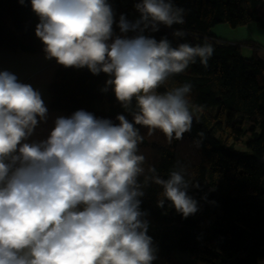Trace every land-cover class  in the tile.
Segmentation results:
<instances>
[{
  "label": "clouds",
  "instance_id": "obj_1",
  "mask_svg": "<svg viewBox=\"0 0 264 264\" xmlns=\"http://www.w3.org/2000/svg\"><path fill=\"white\" fill-rule=\"evenodd\" d=\"M30 5L44 60L105 74L102 91L110 89L132 120L79 109L56 116L43 135L50 113L42 91L0 69V264H153L158 246L142 209L145 189L159 186L157 207L186 219L200 210L189 194L199 184L179 163L167 178L145 168L140 127L169 143L191 132L192 85L158 90L197 60L207 68L214 48L156 38L161 27L187 35L174 28L185 24L186 10L173 0H136L131 20L117 19L110 0Z\"/></svg>",
  "mask_w": 264,
  "mask_h": 264
},
{
  "label": "trees",
  "instance_id": "obj_2",
  "mask_svg": "<svg viewBox=\"0 0 264 264\" xmlns=\"http://www.w3.org/2000/svg\"><path fill=\"white\" fill-rule=\"evenodd\" d=\"M110 2L117 19L120 13L130 20L138 15L133 8L136 0ZM173 2L186 10L185 24L174 28L187 35L183 40L174 38L171 30L161 27L156 38L168 35L174 45L208 43L214 52L207 68L197 60L158 90L192 85L191 132L169 143L159 130L149 133L140 127L143 142L139 152L146 158L145 168L153 165L167 178L179 163L199 184L189 194L199 202L200 210L186 219L167 204L164 209L157 207L159 186L145 189L142 209L149 212L148 234L158 246L153 264H259L264 261V60L256 42L228 41L211 29L219 23L234 28L250 22L262 26L264 0ZM37 23L30 0L24 6L19 0H0V49L43 53L35 36ZM244 45L252 47L250 56L243 55ZM106 78L103 73L93 76L87 69L58 66L47 86L49 107L66 116L84 109L114 121L118 113L132 120L110 89L102 91ZM104 101L106 107H97ZM178 251L188 252L190 261L181 262Z\"/></svg>",
  "mask_w": 264,
  "mask_h": 264
},
{
  "label": "crops",
  "instance_id": "obj_3",
  "mask_svg": "<svg viewBox=\"0 0 264 264\" xmlns=\"http://www.w3.org/2000/svg\"><path fill=\"white\" fill-rule=\"evenodd\" d=\"M230 32L229 36L226 37L228 41L252 40L256 42L258 55L264 60V24L259 26L255 22H250L244 26L235 27ZM242 33H244L243 36L241 35ZM245 48L247 52H245ZM242 53L250 56L253 53V49L249 45H244ZM57 67L58 65L54 61L44 60L43 53L12 52L0 49V69H8L14 72L21 81L31 83L42 91L50 113L48 124L41 126V128L45 129L43 135H46V130L52 127V121L56 116H66L64 111L52 110L48 104L49 92L47 86L53 80ZM96 105L97 107L107 106L105 101ZM37 131L40 132V129ZM259 264H264V261Z\"/></svg>",
  "mask_w": 264,
  "mask_h": 264
},
{
  "label": "rangeland",
  "instance_id": "obj_4",
  "mask_svg": "<svg viewBox=\"0 0 264 264\" xmlns=\"http://www.w3.org/2000/svg\"><path fill=\"white\" fill-rule=\"evenodd\" d=\"M234 29V27L230 26L227 23H219L217 25H215L211 31L212 33H214L217 37L225 39L226 37L229 36V34L231 33L230 31H232ZM244 33H242L241 35L243 36ZM245 52L246 48L244 49ZM245 53H243L244 55ZM247 56V55H245ZM176 256L177 258L181 261V262H189L190 261V255L188 252H176Z\"/></svg>",
  "mask_w": 264,
  "mask_h": 264
}]
</instances>
